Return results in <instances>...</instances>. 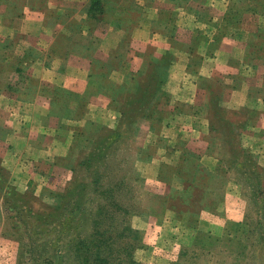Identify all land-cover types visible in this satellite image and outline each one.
Returning a JSON list of instances; mask_svg holds the SVG:
<instances>
[{"label": "rangeland", "instance_id": "obj_1", "mask_svg": "<svg viewBox=\"0 0 264 264\" xmlns=\"http://www.w3.org/2000/svg\"><path fill=\"white\" fill-rule=\"evenodd\" d=\"M0 264H264V0H0Z\"/></svg>", "mask_w": 264, "mask_h": 264}, {"label": "crops", "instance_id": "obj_2", "mask_svg": "<svg viewBox=\"0 0 264 264\" xmlns=\"http://www.w3.org/2000/svg\"><path fill=\"white\" fill-rule=\"evenodd\" d=\"M9 10H14V9H12L10 7ZM13 12L14 11H12L11 13H13ZM11 13H8V14H11ZM19 14L22 15V17L21 18H18V20L21 21L22 23L25 21V23H26V24L23 23V25H24L23 27L26 28L24 33H30V35H32L34 32H33L32 27H29L30 26V23L28 22V17H29V15L31 16V13L29 11H25L24 10L23 12H20ZM36 17H37V12H34L32 14V19L34 20V18H36ZM28 27H29V30H28ZM15 28H18V27H15Z\"/></svg>", "mask_w": 264, "mask_h": 264}, {"label": "trees", "instance_id": "obj_3", "mask_svg": "<svg viewBox=\"0 0 264 264\" xmlns=\"http://www.w3.org/2000/svg\"><path fill=\"white\" fill-rule=\"evenodd\" d=\"M101 246V245H100Z\"/></svg>", "mask_w": 264, "mask_h": 264}]
</instances>
